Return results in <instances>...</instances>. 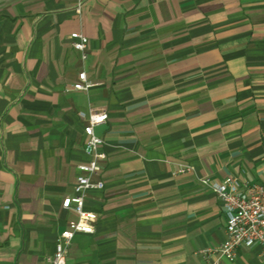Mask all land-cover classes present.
Returning <instances> with one entry per match:
<instances>
[{
	"label": "crops",
	"instance_id": "obj_1",
	"mask_svg": "<svg viewBox=\"0 0 264 264\" xmlns=\"http://www.w3.org/2000/svg\"><path fill=\"white\" fill-rule=\"evenodd\" d=\"M90 111L108 114L103 186L66 264H264L259 244L220 256L223 204L201 182L264 183V0H0V264H48L77 217L62 200Z\"/></svg>",
	"mask_w": 264,
	"mask_h": 264
},
{
	"label": "built area",
	"instance_id": "obj_2",
	"mask_svg": "<svg viewBox=\"0 0 264 264\" xmlns=\"http://www.w3.org/2000/svg\"><path fill=\"white\" fill-rule=\"evenodd\" d=\"M82 0H78V5ZM71 45L82 54L85 59V50L88 45V37L82 32H72L70 34ZM91 83L88 82L86 72L78 74V80L73 83L72 88L76 90H86ZM108 118L106 111H90L87 116V124L84 126L86 134V152L91 159L86 163H81L77 167L80 174L76 178L74 194L66 196L62 200V207L72 209L77 217L67 222L66 227L59 234L55 251L48 258V264H66L68 248L77 233H92L94 231L95 214L84 208L86 192L90 188H102L103 182L93 181L92 176L100 170L101 155L98 147L103 143L101 137L95 134L94 128L104 124ZM189 170L180 168L179 172ZM202 184L211 187L217 197L222 201L226 216L225 239L216 248L220 256L230 260L236 257L239 246H251L259 244L261 255L264 257V183L255 184L249 188H244L240 182L231 176L222 181L214 182L209 178H202ZM210 249L202 250L203 257L207 256ZM210 264H220L219 260H214Z\"/></svg>",
	"mask_w": 264,
	"mask_h": 264
}]
</instances>
